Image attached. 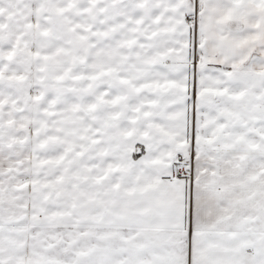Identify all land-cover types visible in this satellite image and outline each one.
Listing matches in <instances>:
<instances>
[{"label":"snow or ice","instance_id":"obj_1","mask_svg":"<svg viewBox=\"0 0 264 264\" xmlns=\"http://www.w3.org/2000/svg\"><path fill=\"white\" fill-rule=\"evenodd\" d=\"M0 264H264V0H0Z\"/></svg>","mask_w":264,"mask_h":264}]
</instances>
